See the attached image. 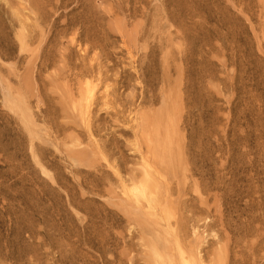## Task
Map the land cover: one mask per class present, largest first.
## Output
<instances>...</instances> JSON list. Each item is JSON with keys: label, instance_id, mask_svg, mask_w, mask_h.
I'll return each instance as SVG.
<instances>
[{"label": "rangeland", "instance_id": "obj_1", "mask_svg": "<svg viewBox=\"0 0 264 264\" xmlns=\"http://www.w3.org/2000/svg\"><path fill=\"white\" fill-rule=\"evenodd\" d=\"M0 264H264V0H0Z\"/></svg>", "mask_w": 264, "mask_h": 264}]
</instances>
